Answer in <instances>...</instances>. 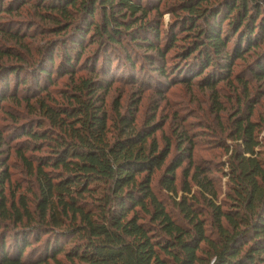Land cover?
Here are the masks:
<instances>
[{"label": "trees", "instance_id": "1", "mask_svg": "<svg viewBox=\"0 0 264 264\" xmlns=\"http://www.w3.org/2000/svg\"><path fill=\"white\" fill-rule=\"evenodd\" d=\"M144 1L0 3V17L30 2L39 11L56 14L52 19L59 26L65 24L59 27L65 37L48 49L31 78L47 97L60 79L69 77L73 83L58 94L61 104L23 98L27 107L36 100L39 110L32 114L39 112V118L14 127L11 141L25 140L18 143L16 153L36 185L17 199L19 188L10 195L6 192L9 172H0V264H264V157L256 134L261 126L250 119L254 105L236 122L234 137L242 143L228 162L224 202H214L218 195L209 176L218 170L199 166L193 176L199 192L185 184L183 196L173 204L177 214L168 210L153 186L155 174L171 154V144L161 149L155 138L161 126L147 124L137 130L134 113L118 114L112 134L106 108L115 74L108 77L115 70L128 71L133 80L136 74L149 80L153 75L169 79L176 75L187 84L210 70L203 85L216 90L233 77L237 61L254 56L251 74L264 81V53L256 55L264 47V0H181L180 13L166 32L170 38L165 48L158 26L147 22L152 11ZM127 20L129 24H124ZM20 32L10 30L6 35L17 40ZM125 35L138 50L155 53L145 55L149 71L133 54H117ZM182 37L188 44L179 54L181 62L168 68L167 55ZM97 43L106 50L87 55ZM1 53L13 56L9 49ZM82 66L94 78L75 81ZM12 78L16 90L9 96ZM29 79L20 68L3 69L0 111L8 99L18 100L21 88L28 90ZM186 153L166 166L162 178L163 189L176 198L177 171L192 159L191 150ZM29 194L35 197L34 209ZM201 201L210 212V231Z\"/></svg>", "mask_w": 264, "mask_h": 264}, {"label": "rangeland", "instance_id": "2", "mask_svg": "<svg viewBox=\"0 0 264 264\" xmlns=\"http://www.w3.org/2000/svg\"><path fill=\"white\" fill-rule=\"evenodd\" d=\"M4 1L0 0V3L4 5ZM144 2L147 3L148 9L152 11L147 22L148 24L150 22L154 23L153 26H158L161 35V47L165 48L170 38L169 32H166L168 27L175 23V19L180 13L177 11V7L181 0H145ZM156 6L159 7L158 11H156ZM54 15L56 14L50 11H39L34 3L30 2L13 14L3 13L0 17V76L5 68H20L30 78L27 86L28 90L21 88L18 100L8 99L2 105L3 110L0 111V172L4 169L9 172L11 181L6 185V192L7 195H10L11 191H17L19 188L17 199L21 194H27V191L36 185L34 177L29 176L24 163L16 153L18 143L25 140L11 141L14 138V127L27 122H34L39 118V112L32 114L37 109L39 110L36 100L32 99L31 107H27V103L23 98L34 96V98H46L45 100L51 104H61L63 99L58 94L70 84L73 85L69 77L60 79L55 87L50 88L51 97H47L46 93L42 94L35 83L33 84L31 78V74H33V70L39 61L47 56L48 49L59 45L65 37V33L59 29V27L63 28L65 24L62 23L59 26L52 19ZM129 22L127 20L124 24H129ZM139 25L138 23L134 27ZM4 27L7 28L6 31H4ZM125 27L127 29V26H124V29ZM10 30H14V32L21 31V39L15 40L6 35ZM125 36V45L116 47L117 54H133L134 59L139 58V61L144 62V65L146 63L145 66L149 71L151 66L147 64L148 62H145L147 57L145 55H155V53L147 51L145 48L138 50L134 45H131L130 37ZM187 39L182 37L178 46L168 53V68L172 64L176 63L175 65H177L181 62L179 54L185 49L184 46L188 44L185 41ZM6 49L11 50L13 56H3L1 51H6ZM98 50L103 52L106 50V46L102 47L100 43H97L89 47L86 54L89 55ZM259 52L263 54L264 47L257 50L256 55ZM254 58V56H251L237 61L233 69V77L230 81L219 83L216 90L203 85V78L210 70L206 72L202 79L196 78L191 84L182 82L176 75L171 79L158 78L153 75V79L149 80L148 77L140 79L135 73L136 80H133L129 77L128 71L125 72L126 70L117 73L115 70L112 76L108 77L112 78L115 74L112 87L106 96V108L111 117L109 125L112 127V134L117 129L114 124L116 126L119 118L118 114L125 116L134 113L137 130L147 124L156 123L161 126V129L155 135L160 148L165 149L169 143L171 144V154L166 165L155 174L153 180L154 190L158 198L166 203L170 212L178 213L173 210V204L175 200L179 201L183 196L182 188L185 184L192 185L193 193L199 192V188L194 185L193 181V176L199 166L203 168L213 167L218 170V172H214L209 176L214 178L218 195L214 202L218 205L224 202L228 191V178L225 175L229 166L228 162L232 151L240 149L242 143L234 137L236 122L240 118L249 115L252 105L254 107L250 119L261 126L256 134L262 142L264 157V81L255 80L251 74V65L255 61ZM84 69L85 67L82 66V70L75 77V81L79 82L82 78H94L89 71H84ZM15 90V80L12 78L8 95H14ZM188 149L192 152V159L184 161L182 167L177 171L176 183L179 194L176 198L174 194L163 189L162 178L166 166L177 155L183 153L186 155ZM25 155L32 157L31 152H26ZM39 155L41 154L36 156ZM187 171L188 178L186 179L185 172ZM208 196L207 198H209ZM29 200L31 208L34 209L35 197L32 194H29ZM201 202L205 211L204 218L207 220L210 231L212 224L210 212L207 209V203ZM1 235L0 230V237Z\"/></svg>", "mask_w": 264, "mask_h": 264}]
</instances>
